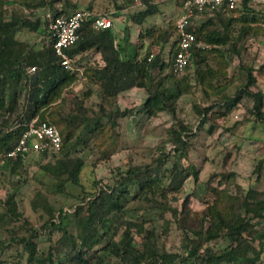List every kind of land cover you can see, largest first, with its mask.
Here are the masks:
<instances>
[{
	"label": "rangeland",
	"instance_id": "374dc122",
	"mask_svg": "<svg viewBox=\"0 0 264 264\" xmlns=\"http://www.w3.org/2000/svg\"><path fill=\"white\" fill-rule=\"evenodd\" d=\"M149 3L156 10L140 24L133 23L129 16L146 7L142 0L130 3L126 0H3L1 14L5 20L13 15L31 22L38 19L37 30L21 27L15 34L26 49H37L48 42L46 33L40 31L45 28L47 12L69 13L77 8H90L111 18L116 41L122 40L127 27L130 42L139 45V54L144 55L147 50L151 53L158 51L160 43L155 41L157 32L170 28L179 11L176 0H149ZM250 5L256 13V20L245 24L244 28L248 27L244 33L241 30L243 25L234 22L226 44L212 47L201 43V47L207 49L203 52V70L208 72L209 84L199 80L193 62L183 72L175 73L176 78L182 76V83L186 86L170 100L171 110L155 114L143 111L147 94L142 87H133L115 97L105 98L95 79L91 80L86 74L88 69L100 66L99 53L90 48L74 56V66L79 67L76 79L47 110L54 107L63 126L68 122V114L82 113L88 119L77 122L89 123L93 122L91 118L95 114L100 115L103 130L88 132L83 129V124L75 125L71 129V140L75 142L73 147L67 151L62 149L56 157H50L49 151L45 155L40 151L28 152L15 172L0 154L2 264H17V260L25 263L27 256L24 242L19 241L21 237L32 240L36 253L45 256L62 235L61 230L44 225L49 211L55 221L60 212L72 215L74 207L89 193L113 184L119 172L124 173L129 166L135 165L153 167L150 174L158 177L155 186L158 190L164 189V192L134 195L128 199L124 207L127 212L112 214L116 222L112 227L115 229L117 226V232L110 231L105 240L111 237L118 240L123 221L133 220L142 223L144 228L153 229L157 249L177 255L173 264H189L188 255L194 244L200 242L199 254H203L207 244L218 253L230 244L224 231L220 237L210 240H205L203 234H200L199 240V235L193 233L200 226L205 228L209 225L213 219L211 206H218L224 213L241 210L245 218H250L253 233L244 232V235L252 245L257 246L264 221L260 217H252V212L245 213V207L238 209L245 198L247 209H256L259 201L264 206V121L252 112V96L239 95L250 69L255 77L251 89L262 96L261 109L264 111V0H253ZM242 13L243 10L234 15ZM203 22L204 19H200L196 25ZM211 27L219 25H206V28ZM165 49L164 56L167 58L168 44ZM169 71V67L164 68L155 75L154 81L162 80ZM225 95L232 99L238 96V99L225 102ZM113 109L126 110V114L110 118L107 113ZM203 109H206L205 118ZM112 120L116 122L115 126H110ZM179 126L185 129L183 134H189L185 136L187 148L180 158L174 150L173 141L174 131ZM65 152L67 157L83 160L78 183L68 180L66 174H55L46 168L51 169L56 158ZM162 158L164 162L156 166L158 159ZM176 162L192 167L196 173L186 177L177 187L169 184L170 170ZM249 189L257 192L255 197H248ZM173 208H177L176 214L172 213ZM68 222V232L75 234V225ZM134 230L133 240L138 245L140 236ZM35 231L36 235L32 237ZM52 258L56 260L57 256L52 253ZM260 261L264 264V245ZM103 262L121 264L117 257L111 255L103 256Z\"/></svg>",
	"mask_w": 264,
	"mask_h": 264
},
{
	"label": "trees",
	"instance_id": "16d2710c",
	"mask_svg": "<svg viewBox=\"0 0 264 264\" xmlns=\"http://www.w3.org/2000/svg\"><path fill=\"white\" fill-rule=\"evenodd\" d=\"M176 1L180 4V0ZM252 1L241 0L240 4L230 11L220 10L212 15H204L203 23L198 26L196 20L192 28L189 27L195 35V41L190 49L189 63L193 62L196 66L195 72L201 82L205 80L208 84L210 83L207 77L208 72L203 70L205 63L203 52L207 49L202 48L201 43L212 47L226 44L230 38V27L234 22H240L243 25L241 30L244 33L248 27L244 28L245 24L249 25L248 22L256 20V13L250 5ZM126 2L130 3L132 0H126ZM142 2L146 7L129 16V19L135 24H140L156 10V7L151 5L149 0H142ZM2 3L3 0H0V154L5 157V153L13 148L27 128L28 123L36 118L38 122L45 121L52 124L60 135V149L49 151L50 157H56L62 149L67 151L75 145V142L71 140V132L75 125L83 124V129L88 132L98 129L102 131L103 124L99 122L100 115L95 114L91 118L93 122L89 123L77 122V120L86 121L88 119L82 113L80 115L77 113L68 114L66 125H60L57 116L58 111L54 107H51L50 110L47 108L61 96L62 91L71 82L75 81L77 70H67L60 65L49 38L47 44L40 48L26 49L25 45L15 38V34L21 27L37 30L38 19L31 22L26 18L13 15L5 20L1 14ZM241 10L244 14L236 16ZM59 14L67 15L68 13H53V15ZM214 23H218L219 27L206 28V25ZM40 31L46 33L48 37L46 27ZM124 33L121 41H115V33L112 27L96 30L91 27L90 22H83L79 29L78 39L67 48L68 54L72 57V64L74 65V56L78 52L93 48L95 52L99 53L101 63L100 66L88 69L86 74L91 80L95 79L94 81L98 84L102 96L109 99L133 87H142L147 94L143 101V111L148 114H155L161 110H171L170 100L176 98L182 92V88L186 86L182 83V76L180 78L175 77L172 66L176 46L174 23L170 28L161 29L157 32L155 41L159 42L160 46L156 53L147 50L144 55H140L138 49L140 46L130 42L127 27ZM166 44L169 45L167 58L164 56ZM31 66L34 67V70L29 72ZM166 67L170 68L169 74H166L162 80L155 82V75ZM77 69L79 70V67ZM254 83L255 77L249 69L246 81L239 90V95L248 94L252 96V112L259 120L264 121V111L261 109L262 96L251 89ZM236 99L238 96L233 99L226 95L223 96L225 102ZM202 111L205 118L206 109ZM125 114L126 110L120 111L118 109L110 110L107 113L110 118L113 115L119 117ZM91 124L92 126H90ZM115 125L116 122L112 120L110 126ZM184 130L182 126H179L174 131V150L178 153V158L183 155L187 148L185 136L188 137L189 134L186 132L183 134ZM47 151L46 148L40 150L43 155ZM66 155L65 152V154L57 157L51 169L50 167L46 168L55 174H66L68 180L78 183V174L83 165V160ZM5 158L4 161L11 164L13 172L22 165V155ZM158 161L156 166L163 163L164 159H158ZM152 171L153 167L129 166L124 173H118L119 176L113 184L99 187L96 192H91L83 198L82 202L74 207L72 215L69 212H60L56 216L57 221H55L52 212L49 211L50 215L44 221V225L50 229L61 230L62 235L54 241L50 246V251L43 257L36 253L32 240L19 238V241L24 242L23 248L27 256L24 264H35V262L40 264H104L103 256L106 255L117 257L121 264H173L177 255L157 249L153 229L144 228L142 223L124 220L120 238L114 240L111 237L105 240L107 233L110 231L112 233L117 232V226L115 229L112 227L116 223L112 219V214L127 212L124 207L128 199L134 195H152L155 191L164 192V189L158 190L155 186L158 177L150 174ZM192 174H196L192 167H184L177 162L173 163L169 184L175 187L180 186L184 179ZM247 193L248 197H255L257 194L253 189H249ZM246 202L247 198L243 199L239 203L238 209L245 207V213L252 212V217H260L264 221L262 201L258 202L256 209H247ZM176 212L177 208H173L172 213L176 214ZM210 212L213 219L210 220L209 225L205 228L200 226L193 233L199 235V240H201L200 234L205 235V240H210L220 237L224 231L230 240V244L219 253L207 244L203 254L198 253L200 242L194 244L189 251V264H224L226 262L230 264H262L260 257L264 245V227L261 228L258 235L257 246H254L250 243L249 238L244 235V232L249 235L253 233L252 225L249 224L250 218H245L241 210L224 213L218 206H211ZM68 221L75 225V234L68 232L67 225L70 223ZM133 228L135 229L134 233L140 236L139 246L133 240ZM35 235L36 231L31 234L32 237ZM251 240H253L252 236ZM52 253L57 256L56 260H53ZM59 255L60 258H58ZM0 264H2V260H0ZM17 264L22 263L17 260Z\"/></svg>",
	"mask_w": 264,
	"mask_h": 264
},
{
	"label": "built area",
	"instance_id": "2783aa9c",
	"mask_svg": "<svg viewBox=\"0 0 264 264\" xmlns=\"http://www.w3.org/2000/svg\"><path fill=\"white\" fill-rule=\"evenodd\" d=\"M241 0H180L179 11L174 20L176 46L173 58V70L181 73L190 61L195 35L189 27L199 21L204 15H212L216 11H230L240 4ZM90 22L93 29H106L112 27L111 18L105 13H95L87 8H77L67 15L45 14V27L51 46L60 61V65L71 71L78 70L72 64V57L67 48L79 37V29L83 22ZM34 67L29 68L32 72ZM61 146V137L54 126L48 122H38L33 118L23 131L18 141L11 150L5 153V157L24 156L27 152L40 151L46 148L48 151H58Z\"/></svg>",
	"mask_w": 264,
	"mask_h": 264
},
{
	"label": "crops",
	"instance_id": "0c3cea01",
	"mask_svg": "<svg viewBox=\"0 0 264 264\" xmlns=\"http://www.w3.org/2000/svg\"><path fill=\"white\" fill-rule=\"evenodd\" d=\"M116 35V34H115ZM116 41V40H115Z\"/></svg>",
	"mask_w": 264,
	"mask_h": 264
}]
</instances>
